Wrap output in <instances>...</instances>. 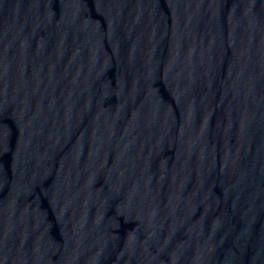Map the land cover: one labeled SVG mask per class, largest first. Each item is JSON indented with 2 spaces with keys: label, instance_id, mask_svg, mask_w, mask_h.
<instances>
[{
  "label": "water",
  "instance_id": "obj_1",
  "mask_svg": "<svg viewBox=\"0 0 264 264\" xmlns=\"http://www.w3.org/2000/svg\"><path fill=\"white\" fill-rule=\"evenodd\" d=\"M165 264H264V0H256Z\"/></svg>",
  "mask_w": 264,
  "mask_h": 264
}]
</instances>
